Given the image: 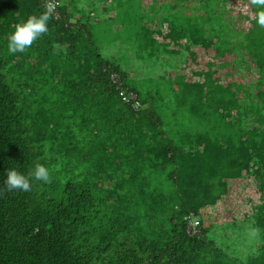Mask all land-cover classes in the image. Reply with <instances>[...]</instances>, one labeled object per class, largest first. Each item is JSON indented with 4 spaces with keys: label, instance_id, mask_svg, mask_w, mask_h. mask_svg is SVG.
Listing matches in <instances>:
<instances>
[{
    "label": "trees",
    "instance_id": "trees-1",
    "mask_svg": "<svg viewBox=\"0 0 264 264\" xmlns=\"http://www.w3.org/2000/svg\"><path fill=\"white\" fill-rule=\"evenodd\" d=\"M53 1L48 33L10 54L15 26L48 7L0 0V188L8 170L37 163L52 177L0 191V264H264L261 9ZM99 24L107 46L127 42L137 59L173 68L155 74L154 92L130 86Z\"/></svg>",
    "mask_w": 264,
    "mask_h": 264
},
{
    "label": "clouds",
    "instance_id": "clouds-1",
    "mask_svg": "<svg viewBox=\"0 0 264 264\" xmlns=\"http://www.w3.org/2000/svg\"><path fill=\"white\" fill-rule=\"evenodd\" d=\"M250 4L257 9H261L256 12L255 20L260 28H264V0H250ZM52 13L53 9L49 7L43 13L31 15L25 22L17 24L14 32L8 39V52L10 54L24 53L33 45L34 41L38 40L42 35L47 34ZM33 181H39L44 184L51 183L50 169L43 164L37 163L27 174L16 169L8 170L3 188H0V191L6 189L9 192L15 190L29 192L31 191Z\"/></svg>",
    "mask_w": 264,
    "mask_h": 264
},
{
    "label": "rangeland",
    "instance_id": "rangeland-1",
    "mask_svg": "<svg viewBox=\"0 0 264 264\" xmlns=\"http://www.w3.org/2000/svg\"><path fill=\"white\" fill-rule=\"evenodd\" d=\"M231 5L233 7V11L237 12V11H241V8L238 6V3L233 2V0L231 1ZM99 16H105L104 14H98ZM121 19V18H120ZM120 19L116 21V23H120ZM99 24L98 26H96V32L95 34L98 35V33L103 34L104 37H106L107 41L104 40V51H110L113 53L112 59H119L121 60V62L123 63L124 67L123 70L124 72L129 71L132 73L133 76L129 75V83L130 86H133L134 89H136L140 96L144 94V92L150 91L152 90V92H154L155 90V86L157 84H160V81L162 80V78H160L159 74H157L155 76L156 73H164L165 69L168 70H173V68H168L166 66H162L160 64H147V60L146 59H137L135 54H133L132 51V45H130L127 42H121V43H117L116 45H111V46H107L109 41H110V36L109 32H110V26L108 24H104V29L100 28ZM241 27L244 26V23L240 24ZM114 36L116 37L117 35L115 34V31H113ZM108 33V34H107ZM111 53V54H112ZM117 53V54H114ZM125 55V56H124ZM203 57L197 56V63H200L202 61ZM171 59V64L175 63V58H170ZM181 59H179V63ZM178 62V61H177ZM176 68V67H175ZM225 229V228H223ZM222 231V228L219 229V232ZM225 231V230H224ZM244 232V230L242 231ZM229 236L230 238L226 235L223 236L222 239V245L224 246L225 250L229 251L230 247L228 246V244H231L234 240H237V238L232 239L231 238V231L229 232ZM245 238L248 239V243L250 244L252 242V240L254 239V237L252 236V232H250L249 227L247 228V230H245ZM244 239V240H247ZM241 241V239H239ZM233 246V245H232ZM238 246H240V244L238 243ZM254 247H252L253 249ZM251 252V251H249ZM241 255V254H240Z\"/></svg>",
    "mask_w": 264,
    "mask_h": 264
},
{
    "label": "built area",
    "instance_id": "built-area-1",
    "mask_svg": "<svg viewBox=\"0 0 264 264\" xmlns=\"http://www.w3.org/2000/svg\"><path fill=\"white\" fill-rule=\"evenodd\" d=\"M46 6L49 8L51 7L53 9V12L56 13L55 10H57V6H58V2H54L53 0H46L45 2ZM121 96L123 97V100L127 103V102H130L133 104V106L135 108H138L139 107V102L137 101V97L135 96V94L133 93H130L129 96L126 95L125 91H121ZM198 222L197 220H195L194 222H190V225H189V233L191 234H194L196 233V226H197Z\"/></svg>",
    "mask_w": 264,
    "mask_h": 264
}]
</instances>
